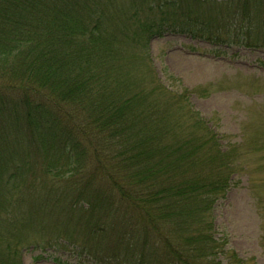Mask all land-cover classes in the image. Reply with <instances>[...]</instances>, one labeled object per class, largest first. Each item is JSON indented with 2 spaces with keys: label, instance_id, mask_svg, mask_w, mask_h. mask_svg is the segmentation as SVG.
<instances>
[{
  "label": "trees",
  "instance_id": "obj_1",
  "mask_svg": "<svg viewBox=\"0 0 264 264\" xmlns=\"http://www.w3.org/2000/svg\"><path fill=\"white\" fill-rule=\"evenodd\" d=\"M122 1L0 0V264L42 244L33 216L51 198L82 264L242 263L213 212L237 147L222 151L144 54L164 32L264 47V0L220 2L213 17L199 7L212 0Z\"/></svg>",
  "mask_w": 264,
  "mask_h": 264
},
{
  "label": "rangeland",
  "instance_id": "obj_2",
  "mask_svg": "<svg viewBox=\"0 0 264 264\" xmlns=\"http://www.w3.org/2000/svg\"><path fill=\"white\" fill-rule=\"evenodd\" d=\"M225 1L199 7L213 17L216 4ZM190 6L196 9L195 4ZM227 39L215 47L184 33L152 36L144 54L146 72L174 94L187 93L190 108L214 133L222 151L237 147L234 153L241 158L232 165L231 185L213 211L214 224L217 236H226L241 264H264V47L246 48L235 38ZM173 133L181 140L178 131ZM32 162L39 169L38 158ZM35 192L38 201L41 181ZM57 192L51 184L44 193L53 197ZM62 207L51 198L47 208L34 213L39 234L35 239L42 244L25 248L23 264H82L75 248L56 234L66 229ZM73 215L80 220L79 212Z\"/></svg>",
  "mask_w": 264,
  "mask_h": 264
}]
</instances>
